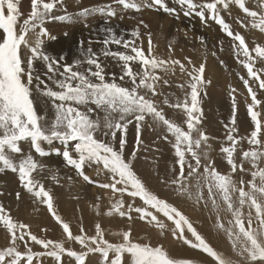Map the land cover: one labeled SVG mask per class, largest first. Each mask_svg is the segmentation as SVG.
<instances>
[{
    "label": "snow or ice",
    "instance_id": "1",
    "mask_svg": "<svg viewBox=\"0 0 264 264\" xmlns=\"http://www.w3.org/2000/svg\"><path fill=\"white\" fill-rule=\"evenodd\" d=\"M178 3L186 6L184 16L195 15L204 23L211 19L219 25L231 39L237 62L246 69V76L239 78L251 98L246 110L254 128L246 136L239 135L237 90L231 88L232 113L229 123L224 124L226 145L222 144L220 148L230 168L227 174L219 171L210 155V140L214 138L201 127L204 116L202 94L207 95L206 89L211 84L205 76L206 49L205 59L198 66L188 57L186 64L179 59L159 58L154 54L150 32L147 50L143 47L139 26L130 33L117 34L111 26V19L117 17V9L109 4L84 10L85 16L91 11L105 18V26L98 30L104 35L102 39L90 40L86 48L81 41L79 56L68 63L64 56H51L44 48L45 38L56 39L45 25L55 18L53 13L58 6L64 9V0H30V13L22 22L21 0H0V173H17L21 187L39 204L46 206L62 228L66 241L78 244L81 249L76 251L66 247L65 240L39 237L31 231L30 225L14 219L0 203V228L8 240L7 245L0 248V264H34V261L43 264L44 257L63 264L65 255L75 264H91L89 257L97 254L100 264H195L191 258L173 257L163 244L154 245L150 240L141 243L140 240H146V237L135 239L131 228L134 219L155 229L161 237L171 236L180 244L206 254L210 260L202 264H264V120L261 119L264 99L258 98V94L264 92V44L253 40L250 46L245 35L234 31L221 15L231 6H237L244 14V19L238 20L240 27L264 34V0H257V10L248 6V0H211L204 4L178 0ZM115 4L121 6V11L140 13L144 9L158 8L171 14L176 12L165 0H115ZM60 19L68 20L69 17L65 15ZM139 25L149 27L143 20ZM126 36L132 38L126 39ZM93 43L102 47L96 51ZM201 44H205L203 39ZM168 50L174 51L171 45ZM108 58L119 66V76L107 71ZM37 62L45 67L43 76L46 79L37 70ZM219 62L224 65L223 60ZM258 62L260 67H257ZM176 66L188 77L186 85L177 87L187 88V91L183 100L172 103L160 90L161 84L170 87L169 81L159 73L175 74ZM157 96L164 97V106L178 110V114L184 116L182 124L166 116ZM37 97L44 98L50 105L53 119L38 113ZM146 121L153 130L164 129L162 139L172 144L177 158L178 172L173 169L176 175L170 180L162 179L161 183L194 207H210L215 216L214 227L230 242L231 255L217 250L179 207L150 190L134 170L133 161L141 151V133ZM130 125L135 126L136 143L126 157ZM54 141L64 145L56 154L62 156L78 177L88 184L110 190L113 196L119 194V199L111 203L104 215L126 218L127 229L107 233L97 221L93 234L89 235L81 218L79 233H73L70 223L56 210L52 192L33 175L38 170L43 171L46 165L38 162L31 152L24 153L21 147V142H27L35 153L45 157L50 153L42 144L50 145ZM242 141L250 147L242 150L237 162V146ZM72 142H75L74 146L70 147ZM244 162L250 168L246 169ZM86 168L93 169L98 175L106 173L109 182L93 180L86 174ZM237 172L248 174L251 179L246 181L243 175L234 178ZM52 178L59 183L56 174ZM125 196L130 197L131 202L126 204ZM16 198H21L19 192ZM136 198L142 203L137 205ZM100 199L97 197V201ZM94 207L100 215V204ZM133 213L137 215L134 217ZM224 213L229 214L226 220ZM108 234L119 237V242L107 239ZM21 244L24 251L20 250ZM32 245L40 246L43 251H33Z\"/></svg>",
    "mask_w": 264,
    "mask_h": 264
},
{
    "label": "rangeland",
    "instance_id": "2",
    "mask_svg": "<svg viewBox=\"0 0 264 264\" xmlns=\"http://www.w3.org/2000/svg\"><path fill=\"white\" fill-rule=\"evenodd\" d=\"M165 2L170 8L176 9V12L174 14L167 13L163 11V9L158 8L144 9L140 13H137L132 10L121 11V6L115 4V0H64V9L61 10L58 6V8L53 13L55 20L58 21V31L56 32L57 38L54 39L55 41L45 38L44 48L47 45H52V47L57 45V58H59L60 56H64L66 62L72 63V61L79 56V48L81 41L84 42V47L86 48L90 40L94 41L97 39H102L104 35L98 30L105 26V18L100 16L99 14H92L91 11L89 12V15L85 16L83 15L84 10H92L95 8L105 7L106 5L112 4V6L117 9V17L111 19V26L115 28L117 34L119 35L124 31L130 33L132 30L136 29L139 26L141 38L143 40V47L145 50H147V34L150 32L152 34L154 47L157 51L155 55L159 58L165 57V59H167L168 56H172V59H179L180 61L186 64L185 58L188 57L191 58L192 61L197 65L198 62L201 63L203 62V59H205L206 49L207 56L209 57H206L207 62L205 75L207 79L211 80V84L206 89L207 95L203 96L202 94L201 106L204 110V116L201 127L207 132L210 137L214 138L210 140V143L218 142L220 146H222V144L226 145V129L224 127V124L229 123L231 118V114H227L232 113V99L230 95V89L235 88L237 90L235 96L237 100V126L239 128V135H248L250 131L254 128V125L251 123L250 117L248 116L246 110L247 104L251 102V98L248 95L247 89L244 87L243 82L239 79L240 75L246 76V69H244L243 66L237 62L231 48V39L223 32L221 27L211 19H209L207 23H204L199 19V17H196L195 15L184 16L183 13L185 10H187L186 6H180L178 0H165ZM194 2H196L197 4H204L207 2H211V0H194ZM248 6L253 10H257V0H248ZM65 15L69 17L68 20L60 19L61 16ZM221 15L224 16L226 22L232 26L234 31H239L241 34L245 35L246 42H248L250 46L252 45L253 40L257 43L264 44V34H262V37L261 33H259L258 30H253L250 28L246 30L240 27L238 20H243L244 14L237 6H231L229 11L222 12ZM120 16H123L124 18L120 19ZM23 19L24 18H21V22ZM140 20H143L149 27L144 28L142 25H139ZM65 33H67V35H65ZM131 38L132 37L130 36H126V39ZM201 39L205 41L204 45L201 44ZM169 45H171V48L175 51L170 52L171 55H168L167 52L169 51ZM221 45L223 47V50H221ZM92 47L94 50L98 51L102 47V45L98 43H93ZM112 48L113 50H116L115 45H113ZM119 50L124 51V49ZM213 52H215L217 55L213 56L211 54ZM192 55L194 57H192ZM196 58L198 61L196 60ZM220 60L224 61V65H221V63L219 62ZM107 64V71L109 73L114 72L117 74V76H119L120 68L116 64V62L112 60V58L107 59ZM260 66L261 65L257 63V67ZM36 68L41 73L42 78L46 79V77L43 76V73L46 71L45 67L41 63L37 62ZM175 70L177 71L178 75L180 74L178 78L174 77V74L172 73H168L167 75H165L164 73H159L161 76H163L164 79L169 78L168 81L170 87L161 84L160 90H166L165 95L168 96L170 102L172 103H175L177 99L183 100L187 88L181 90L179 87H177V85H186V82L188 80V77L186 75H182L180 73L178 66H176ZM211 71L213 74L211 73ZM181 75L183 77H181ZM210 75L214 76L210 77ZM231 76L232 80H230ZM223 81L224 83H222ZM49 84H51L50 81ZM169 93H172L173 95H169ZM261 93L258 94V98L263 99L260 96ZM157 98L156 100L160 102V106L164 108L166 116L170 119L175 120L177 123L182 124L183 120L185 119L184 116L178 114V110H174L164 106L162 104V100L164 97ZM37 99L40 100L39 97H37ZM209 100H213V102H215L216 104L209 107ZM257 110L259 111L260 109ZM207 111H209L215 116H211L210 118V114L207 113ZM206 119L208 120V127L213 126L212 128L204 127ZM213 119H216V121H214ZM261 119L264 120V111H262ZM148 123L149 122L147 121L145 122L141 133V140L143 141V144L141 146V151L137 153V158L135 159V161H133L134 170L136 171L138 176L143 181H145L146 185L149 187L150 190L154 191L162 198L168 199L171 203L179 207L180 210L183 211L193 221L198 231L201 232V234L204 235L206 239H208L209 242L217 250L225 254L231 255L232 251L230 242L227 240L226 236L222 232H218L214 227V215L207 222H205L199 218L201 217L203 208L194 207L190 201L185 198L178 197L169 186L163 183H159L154 180L152 182V185L149 184L150 178L152 176L153 166L155 165V163L162 164L168 170L167 165H169V163L166 162L167 158L176 159V157L174 152H172L174 151L172 144H169L167 141L162 139V136L165 134L164 129L157 128L156 130H153L152 127L148 126ZM132 127L135 126L130 125L129 130ZM129 130L128 136L132 137L129 133ZM170 139L172 138L170 137ZM74 143L75 142H72L70 147H73ZM135 143L136 137L133 138L132 142L128 141L127 147L125 149L126 157L129 155V153L133 151ZM28 147H30V145L28 143H25L23 147L24 153H28V151L31 152ZM42 147H44L45 151L50 153L48 156L40 157L37 153H35V151L31 153L33 157L37 159L38 162L43 165H46L43 171L38 170L36 172L35 178H37L38 180V174H41L43 177L44 175L46 176L44 177L46 183L45 189L50 190L52 192L54 197V206L56 210L66 222L70 223L72 231H74L75 227L73 228V221H71L68 216V214L71 213H73L74 215L76 214V217L79 214L82 215L83 226L87 230L89 235L93 234V226L94 223L97 221L102 224V226L106 229L107 233L119 231L128 227L129 222L126 218H109L104 215L107 209L111 206V203L119 199L118 193L113 196L110 190L101 189L96 184H88L83 181L82 178L78 177L75 173V170L66 164L62 156L56 154L58 151H62L64 148V145H62L59 141H54L50 145L45 142L42 144ZM249 147L250 146L247 144L246 141H242L241 145L237 146V153L235 157L237 159V162H239L241 159L242 150H248ZM164 148H170V150L166 152L161 151ZM163 163L167 165H164ZM220 163L222 164V162ZM244 167L248 169L250 168V165L247 162H244ZM53 174L57 175L59 183H57V181L52 178ZM86 174H88L93 180H96L98 182H109L106 173H101L98 175L93 169L86 168ZM237 174L240 177L241 173L238 172ZM242 175L246 181L251 179L250 175ZM0 176H7L2 185L3 195L1 197L2 201L4 199L5 201L6 199H8L6 202L3 203V205H5V208L7 207L6 209H9L11 207V205L6 204L8 203V201H12L14 205L16 204V193L19 192L21 194V198L18 200L19 205L15 206L18 210L28 215H34L40 212H45L48 215L49 220H54L51 214L49 212H46L47 209L45 205L39 204V202L36 201L31 196V194H29V196L27 197L28 193L24 188L21 187L17 173L5 171L3 173H0ZM69 177H71L72 179L69 180ZM239 177L237 179H239ZM156 179L158 181L162 180L160 179V177H157ZM205 195H207L206 192ZM97 197H101V199L97 201ZM26 198H28V200H33L34 202L28 204L29 201L26 200ZM124 199L126 204L131 202L130 197L125 196ZM97 203L100 204V215H97L96 209L94 207ZM141 203L142 202L139 200V198H136V204L139 205ZM208 210H210V207L208 208ZM66 212H68V214ZM135 214L136 213H133L132 215L135 217L137 215ZM204 216L208 217L209 215L208 213H205ZM223 216L224 218L226 217L225 214ZM115 220L117 221L115 222ZM79 222H81V220ZM131 226V228L135 227L133 229L137 228L139 229L138 231L141 230L140 232H143L145 235H148L147 237H149V240L153 242L152 244H163L169 250L170 254L173 257L188 258L191 257L190 252L193 253L195 251H198L180 244L179 242L173 240L171 236L161 237L155 229L151 228L150 226L146 225L144 222L138 219H134L131 222ZM203 226H205L206 228H203ZM79 227L80 226L78 224V228ZM0 230L3 229L0 228ZM212 238L216 240H213ZM107 239H109L108 236ZM59 240L61 239H56L54 241ZM62 240H65L66 247H71L76 251L81 250L78 244L67 242L66 237ZM32 247L33 251H43V249H41L38 245H32ZM20 250L24 251L22 244ZM204 255L206 256V254ZM47 258L50 257L42 258L43 264H50L49 259L47 260ZM89 259L91 261V264H100V258L98 254L90 256ZM63 263L75 264V261L65 255L63 257ZM34 264H36L35 261ZM195 264L199 263L195 262Z\"/></svg>",
    "mask_w": 264,
    "mask_h": 264
},
{
    "label": "bare ground",
    "instance_id": "3",
    "mask_svg": "<svg viewBox=\"0 0 264 264\" xmlns=\"http://www.w3.org/2000/svg\"><path fill=\"white\" fill-rule=\"evenodd\" d=\"M29 1V0H28ZM27 3V2H26ZM112 3V2H111ZM105 5V4H104ZM112 5V4H111ZM24 7V6H23ZM65 7V6H64ZM22 9V8H21ZM30 8H28V10H29ZM68 9V8H67ZM232 9V8H231ZM23 10H24V8H23ZM27 9H25V11H26ZM22 12H24V11H22ZM27 12V11H26ZM29 14V13H28ZM53 24H55L54 22H53ZM57 24V23H56ZM56 24H55V26H56ZM213 26V25H212ZM209 29V28H208ZM211 31H212V29H211ZM262 35V34H261ZM260 35V36H261ZM174 36V35H173ZM220 36V35H219ZM154 37V36H153ZM162 37V36H161ZM262 37H263V35H262ZM261 39V38H260ZM154 41H155V39H154ZM142 42H143V40H142ZM147 44H148V42H147ZM156 49H155V53L154 54H156ZM168 52V55H171L170 54V52L169 51H167ZM175 52V51H174ZM167 55V54H166ZM167 55V56H168ZM194 55V54H193ZM192 55V57H194ZM162 57V56H161ZM197 57V56H196ZM207 57H209V56H207ZM165 58V57H164ZM167 59H172V56H168L167 57ZM196 60H197V58H196ZM198 61V60H197ZM203 61H204V59H203ZM201 62V61H200ZM207 62V61H206ZM217 62V61H216ZM259 63V62H258ZM198 64H200L199 62L197 63V65ZM232 67V66H231ZM212 69V68H211ZM179 73V72H178ZM211 73H212V71H211ZM213 74V73H212ZM223 74V73H222ZM238 74V73H237ZM180 75V74H179ZM178 74H177V71L175 70V74H174V77H177L178 78V76H179ZM208 75V74H207ZM216 75V74H215ZM206 76V75H205ZM214 75H210V77H213ZM239 76V75H238ZM165 77V76H164ZM169 77H171V76H169ZM172 77H173V75H172ZM181 77H183L182 75H181ZM209 77V76H208ZM166 78V77H165ZM169 79V78H168ZM167 79V80H168ZM174 79V78H173ZM221 79V78H220ZM238 79V78H237ZM240 79V78H239ZM230 80H232V76H231V79ZM175 81H177V80H175ZM225 81V80H224ZM224 81L222 82V83H224ZM229 82V81H228ZM235 83V82H234ZM237 83V82H236ZM223 85H225V84H223ZM224 87V86H223ZM160 88H161V86H160ZM165 89V88H164ZM164 91V90H163ZM162 91V92H163ZM166 91V90H165ZM163 92L164 93V95L166 94V92ZM219 92V91H218ZM215 93H217V92H215ZM221 93V92H220ZM217 95V94H216ZM260 96L264 99V92H262L261 94H260ZM157 97H163V96H157ZM156 97V98H157ZM158 99V98H157ZM162 99V98H161ZM160 100V99H159ZM251 103V102H250ZM214 104H216L215 102H213V100H209V103H208V106L209 107H211L212 105H214ZM207 110V109H206ZM239 117H241V116H239ZM209 118V117H208ZM207 118V119H208ZM214 120V119H213ZM208 121V120H207ZM214 121H216V119L214 120ZM218 121V120H217ZM247 122V121H246ZM245 123V122H244ZM217 124V123H216ZM205 125H208V124H205ZM211 125V124H210ZM205 127V126H204ZM214 128H215V126H214ZM135 130V129H134ZM131 132V131H130ZM133 134V133H132ZM132 136V135H131ZM134 137V136H133ZM221 142V141H220ZM161 151H163V150H161ZM166 154V153H165ZM156 157H159V156H156ZM166 161V160H165ZM154 167V166H153ZM157 167V166H156ZM174 168H176L175 166H173ZM136 168V167H135ZM157 168H160V166L159 167H157ZM164 168V167H163ZM155 170V169H154ZM157 171H158V169H156ZM164 170H166V169H164ZM166 172V171H165ZM176 172H178V169H176ZM176 172H174L173 170H172V168L170 169V171H169V176L167 177V175H165L164 176V178L166 179H168V180H170V179H172L175 175H176ZM160 173V172H159ZM157 175V174H156ZM171 175V176H170ZM242 174H240V176H241ZM151 179V178H150ZM161 181V180H160ZM10 192V191H9ZM12 194V193H11ZM11 199V198H10ZM8 199H6V201H7ZM5 201V199L3 200V203L4 202H6ZM6 204H9V205H11V207L8 209L10 212H11V215L13 216V218L14 219H18L19 221H21V222H25L26 224H28V225H30V229H31V231L33 232V233H35L36 235H38V236H41V238H46V239H52V240H56V239H65V234L63 233V231H62V228L55 222V220L54 221H52V220H49L48 219V215L45 213V212H40V213H37V214H34V215H28V214H24L23 212H21L20 210H18L15 206H17V205H19V201L17 200L16 201V204L14 205V203L12 202V201H8V203H6ZM5 206V205H4ZM7 208V207H6ZM202 208V207H201ZM74 209V208H73ZM78 210V209H77ZM75 211V210H74ZM73 211V212H74ZM210 211L211 210H208V208L207 209H205V208H203V211H202V214H201V217H199L201 220H203V221H205V222H207L209 219H210V216L212 217L213 216V214H211L210 213ZM46 212H48V211H46ZM72 212V211H71ZM68 213V212H67ZM205 213H208V217H205L204 216V214ZM225 215H226V217H225V220L228 218V214L227 213H224ZM223 214V215H224ZM76 215V214H75ZM73 213H71V214H68V216H69V219L71 220V221H73V228H74V231H73V233L74 234H77L78 232H79V228H78V224H79V226H80V223L81 222H79L80 220H81V218H82V215H78L77 217L75 216ZM136 215V214H135ZM50 216V215H49ZM117 218V217H116ZM117 220H115V222H116ZM126 221V220H125ZM204 222V223H205ZM120 223V222H119ZM121 227H122V225H121ZM132 227V226H131ZM41 228H46L47 229V231L46 232H43L42 231V229ZM133 228H135V227H133ZM132 228V230H133V237L135 238V239H140L141 237H146V240H140V242H146L147 240H149L150 238L149 237H147L148 235H145L143 232H140V231H138L139 229H133ZM127 229V228H126ZM93 233V232H92ZM158 233V232H157ZM108 237H109V239H110V241H112V242H119V237H112V236H110V235H107ZM158 236V235H157ZM153 237H155V236H153ZM157 238V237H156ZM213 240H215L214 238H212ZM165 241V240H164ZM161 242V241H160ZM7 243H8V240H7V237H6V235H5V232H4V230H0V246L1 247H5L6 245H7ZM151 243H153V242H151ZM167 244V243H166ZM191 254H190V256L191 257H188V258H191V259H193V261L194 262H196V263H199V264H202V262L203 261H205V260H210L209 258H207L204 254H202V253H200V252H198V251H195V252H190ZM46 259V258H45ZM49 259V262H50V264H56V262L52 259V258H47V260ZM63 264H70V263H63Z\"/></svg>",
    "mask_w": 264,
    "mask_h": 264
},
{
    "label": "crops",
    "instance_id": "4",
    "mask_svg": "<svg viewBox=\"0 0 264 264\" xmlns=\"http://www.w3.org/2000/svg\"><path fill=\"white\" fill-rule=\"evenodd\" d=\"M27 2V3H26ZM24 6V7H23ZM20 8H22L21 9V11H24V12H22L24 15L21 17V18H26L27 17V15H28V13H30V9L28 10V8H30V0L28 1V0H21V4H20ZM23 8H24V10H23ZM25 9H27L26 11H25ZM53 22L56 24V26H55V24H53ZM47 29H48V31H49V33H50V35H52V36H55L56 38H57V35H56V32L58 31V21L57 20H55V18L54 19H52L51 21H49V22H47L46 23V26H45ZM0 31H2V30H0ZM55 41V40H54ZM45 51L49 54V55H51V56H54V57H57V55H58V48H57V45H55L54 47H52V45H47L46 47H45ZM40 98V100H38L37 99V102H36V108H37V111H38V113H40L41 115H47V117H48V119L49 120H51V119H53L54 118V112H53V110H52V108L50 107V105L49 104H46L45 103V99H43L42 97H39ZM207 113H209L210 114V118H211V116H215V115H213V114H211L209 111H207ZM228 115H230L231 113H227ZM218 117H221V116H218ZM205 124H208V122H207V119H206V121H205ZM205 127H207V128H212V127H208V125H205ZM135 129V127H132L130 130H129V133L132 135V137H130V136H128V141L129 142H132V140H133V138H135L136 137V131L134 130ZM131 131V132H130ZM133 133V134H132ZM134 136V137H133ZM25 143H27V142H23V143H21V147H22V150H23V147H24V144ZM170 144V143H169ZM211 145H212V151H211V153H210V155H211V157H212V159H214L215 160V163H216V166H217V168L219 169V171H221L222 173H224V174H227V173H229V171H230V168H229V166L226 164V162L224 161V159H223V154L220 152V144L218 143V142H213V143H211ZM29 149H30V151H31V153L34 151V149H31L30 147H28ZM28 148H27V150H28ZM170 150V148L169 149H163V151L164 152H166V151H169ZM24 151V150H23ZM29 152V151H28ZM172 152H174V151H172ZM19 157H17V159H18ZM167 163H169V165H167V164H165V163H163L164 165H167L168 166V170L162 165V164H159V163H155V165H154V167H153V170H152V176H151V179H150V181H149V184H151L152 185V182L154 181V180H156L157 182H159V183H161V181H158L156 178L157 177H160V179H165L164 178V176L165 175H167V177L169 176V171H170V169L172 168V170L173 169H178V164H177V158L176 159H174V158H167V161H166ZM220 162H222V164L220 163ZM159 167L160 166V168H157V167ZM173 166H175L176 168H174ZM262 166H264V165H262ZM164 167V168H163ZM155 169V170H154ZM156 169H158V171L156 170ZM164 169H166V170H164ZM166 171V172H165ZM160 172V173H159ZM238 173V172H237ZM235 174V177L234 178H238L239 177V175L238 174ZM157 174V175H156ZM33 175H34V177L36 176V173H33ZM39 176H38V180L41 182V183H43V185L45 186L46 185V183H45V180H44V177H46L44 174V177L41 175V174H38ZM171 176V175H170ZM246 176H248V174H246ZM7 178V176H5V177H1L0 176V192H2L3 193V183H4V180ZM37 179V178H36ZM167 179V178H166ZM47 190V189H46ZM56 190V189H55ZM29 196V193L27 194V197ZM1 197H2V195H0V203H3V201L1 200ZM26 200H28V198H26ZM29 201V203L28 204H30V203H32V202H34L33 200H28ZM67 213V212H66ZM210 213H211V211H210ZM68 214V213H67ZM212 214V213H211ZM214 215V214H213ZM17 220V219H16ZM52 221H54V220H52ZM200 225H202V224H200ZM203 228H206L205 226H203ZM216 240V239H215ZM1 247V246H0Z\"/></svg>",
    "mask_w": 264,
    "mask_h": 264
}]
</instances>
